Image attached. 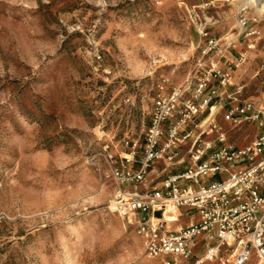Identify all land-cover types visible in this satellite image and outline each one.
Segmentation results:
<instances>
[{
  "label": "rangeland",
  "instance_id": "rangeland-1",
  "mask_svg": "<svg viewBox=\"0 0 264 264\" xmlns=\"http://www.w3.org/2000/svg\"><path fill=\"white\" fill-rule=\"evenodd\" d=\"M263 7L264 0H0V264H155L133 226L109 209L123 140L142 144L156 96L186 78L196 82L209 62H233L227 92L264 100ZM241 15L259 37L238 64L247 42ZM207 37L231 40L224 57L202 56ZM228 101L197 121L212 113L202 128L212 121L240 147L256 129L229 127ZM189 147H179L183 162L171 173L183 170ZM163 168L155 164L145 185L159 186ZM180 211L169 228L187 223Z\"/></svg>",
  "mask_w": 264,
  "mask_h": 264
},
{
  "label": "built area",
  "instance_id": "built-area-1",
  "mask_svg": "<svg viewBox=\"0 0 264 264\" xmlns=\"http://www.w3.org/2000/svg\"><path fill=\"white\" fill-rule=\"evenodd\" d=\"M238 23L247 39L246 50L238 57L242 64L259 32L244 15ZM225 40L207 37L202 56L224 57L232 44ZM225 62L224 68L209 62L196 82L186 78L168 94H158L142 144L124 139L125 154L112 167L118 184L114 210L133 226L144 254L155 264H264V100L241 99L236 96L240 88L227 92L233 62L228 58ZM226 100L223 119L229 127L250 123L256 129L246 145L229 144L226 132L212 121L209 129L202 128L210 112L197 121ZM203 134L213 135L202 139ZM186 143L189 160L181 172L171 173L170 166L183 162L178 153ZM160 162L167 175L159 186L145 185L152 167ZM139 185L145 186L142 192L137 190ZM181 209L187 223L169 228L182 216Z\"/></svg>",
  "mask_w": 264,
  "mask_h": 264
},
{
  "label": "bare ground",
  "instance_id": "bare-ground-1",
  "mask_svg": "<svg viewBox=\"0 0 264 264\" xmlns=\"http://www.w3.org/2000/svg\"><path fill=\"white\" fill-rule=\"evenodd\" d=\"M242 1H243V4H244V5H247V4L255 3L256 0H245V1L242 0ZM263 8H264V7H263ZM114 205H115V204H111V206L109 207V209H110V210H113L114 208H116Z\"/></svg>",
  "mask_w": 264,
  "mask_h": 264
}]
</instances>
